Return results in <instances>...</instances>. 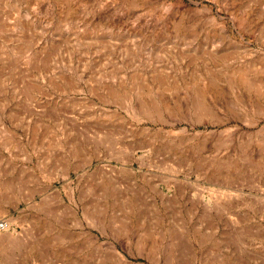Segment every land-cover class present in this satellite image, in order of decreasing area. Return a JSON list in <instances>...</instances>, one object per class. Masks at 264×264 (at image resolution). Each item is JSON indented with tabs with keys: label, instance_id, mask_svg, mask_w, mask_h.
Returning <instances> with one entry per match:
<instances>
[{
	"label": "rangeland",
	"instance_id": "1",
	"mask_svg": "<svg viewBox=\"0 0 264 264\" xmlns=\"http://www.w3.org/2000/svg\"><path fill=\"white\" fill-rule=\"evenodd\" d=\"M129 1L0 0V264H264V0Z\"/></svg>",
	"mask_w": 264,
	"mask_h": 264
},
{
	"label": "bare ground",
	"instance_id": "2",
	"mask_svg": "<svg viewBox=\"0 0 264 264\" xmlns=\"http://www.w3.org/2000/svg\"><path fill=\"white\" fill-rule=\"evenodd\" d=\"M131 1H132V3H133V0H130L129 2H130V4H131ZM245 1V0H244ZM248 1V0H247ZM104 2V1H103ZM128 2V3H129ZM252 3V2H251ZM134 4V3H133ZM255 4V3H254ZM260 4V3H259ZM98 5V4H97ZM262 5H264V4H262ZM244 6V5H243ZM242 6V7H243ZM252 6H254V5H252ZM264 9V8H263ZM248 10V9H247ZM126 11V10H125ZM240 11V10H239ZM240 13V12H239ZM236 14V13H235ZM259 13H257V15H258ZM241 15V14H240ZM232 16H233V14H232ZM250 16V15H249ZM242 18V17H241ZM254 18V17H253ZM250 19V18H249ZM263 19H264V17H263ZM237 21V20H236ZM263 23V22H262ZM239 25V24H238ZM238 27V26H237ZM240 27V26H239ZM253 31V30H252ZM26 44V43H25ZM2 53V52H1ZM0 53V54H1ZM192 57H193V55H192ZM191 57V58H192ZM205 66V65H204ZM204 68H206V67H204ZM237 68V67H236ZM254 68V67H253ZM233 69V68H232ZM234 70V69H233ZM236 71H237V69H235ZM242 70V69H241ZM257 71H261V70H257ZM196 72H197V70H196ZM204 72V71H203ZM202 72V73H203ZM238 72H240V71H237V73ZM230 73H232L231 71H230ZM236 74V73H235ZM189 75V74H188ZM247 75V74H246ZM249 75V74H248ZM157 76V75H156ZM198 76H200L199 74H198ZM217 76V75H216ZM257 76V75H256ZM237 77V76H236ZM157 78V77H156ZM219 78V77H218ZM163 79V78H162ZM242 79V78H241ZM254 79V78H253ZM257 79V78H256ZM238 80V79H237ZM240 80V79H239ZM243 80V79H242ZM249 80V79H248ZM211 81V80H210ZM241 81V80H240ZM258 81H260V80H258ZM190 82V81H189ZM198 82V81H197ZM203 82H204V80H203ZM242 82V81H241ZM202 83V82H201ZM232 83V81L230 82V84ZM234 83V82H233ZM236 83V82H235ZM245 83V82H244ZM181 84V83H180ZM204 84V83H203ZM202 86V85H201ZM204 86V85H203ZM206 86V85H205ZM245 86H248V85H245ZM263 86V85H262ZM212 88L214 87V86H211ZM210 87V88H211ZM200 88H203V87H200ZM206 88V87H205ZM209 88V89H210ZM220 88V87H219ZM247 88V87H246ZM249 89V88H248ZM252 89H254V88H252ZM256 89V88H255ZM258 89V88H257ZM250 90V89H249ZM215 91V90H214ZM253 91V90H252ZM206 92V91H205ZM255 92V91H254ZM154 93V92H153ZM208 93V92H207ZM216 93V92H215ZM198 94H199V92H198ZM211 94V93H210ZM135 95V94H134ZM213 95V94H212ZM253 95V94H252ZM135 96H137V95H135ZM215 97V96H214ZM217 97V96H216ZM259 97V96H258ZM151 98V97H150ZM136 99V98H135ZM145 99V98H144ZM147 99V98H146ZM148 99H149V97H148ZM194 99V98H193ZM196 99V98H195ZM194 99V100H195ZM127 100V99H126ZM142 100V99H141ZM139 101V100H137L136 99V101L138 102L139 101V103L141 104V105H143L142 103H144L143 101ZM151 100V99H150ZM154 100V99H153ZM258 100V99H257ZM264 100V99H263ZM134 101V100H133ZM199 100H197V102H198ZM152 103H153V101H151ZM150 102V103H151ZM176 102V101H175ZM151 103V104H152ZM162 104V103H161ZM260 104V103H259ZM141 105L139 106V107H141ZM154 105V104H153ZM152 106V105H151ZM138 107V108H139ZM145 107V106H144ZM144 107L142 108V109H144ZM163 107V106H162ZM146 109V108H145ZM139 110V109H138ZM141 110V109H140ZM139 110V111H140ZM146 111H147V109H146ZM148 112H149V110H148ZM148 112H146L147 114H148ZM153 112H154V110H153ZM150 115H151V113H149ZM164 115V114H163ZM150 117V116H149ZM184 131V130H183ZM167 133H169V132H167ZM169 138V137H168ZM165 140H167V139H165ZM176 142H179V141H176ZM168 143V142H167ZM164 144V143H163ZM171 144V143H170ZM181 144V143H180ZM139 145V144H138ZM190 153H193V152H190ZM182 155V154H181ZM185 161V160H184ZM191 161V160H190ZM214 165H216L215 163H214ZM215 168V167H214ZM216 172V171H215ZM222 173V172H221ZM108 181V180H107ZM109 182L110 181H108L107 183L109 184ZM112 184L110 183L109 184V186H111ZM106 186H108V185H106ZM105 186V187H106ZM74 194V190L71 188V195H73ZM133 200V199H132ZM140 202V201H139ZM133 203V202H132ZM112 244V243H111ZM111 246V248L109 249V251H108V254L106 255L107 257H105L108 261L110 260V261H112V262H115L116 264H128V262H127V257L119 250V249H117L116 248V246L114 245V244H112V245H110ZM108 248V247H107Z\"/></svg>",
	"mask_w": 264,
	"mask_h": 264
}]
</instances>
